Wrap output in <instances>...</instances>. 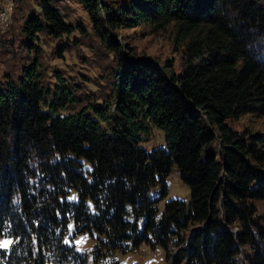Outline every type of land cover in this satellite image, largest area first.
<instances>
[{"label":"trees","instance_id":"16d2710c","mask_svg":"<svg viewBox=\"0 0 264 264\" xmlns=\"http://www.w3.org/2000/svg\"><path fill=\"white\" fill-rule=\"evenodd\" d=\"M33 1L21 25L29 45L88 34L57 0ZM76 1L99 45L113 49L112 113L67 111L77 97L45 89L37 62L0 82V239L14 242L0 264H88L71 242L83 234L95 241L92 264H119L117 253L144 244L173 264H242L244 249L246 264H264V135L227 124L264 115V0ZM139 26L172 30L178 70L126 52L111 32ZM152 128L166 144L148 153ZM173 167L191 199L160 215L150 192L167 196Z\"/></svg>","mask_w":264,"mask_h":264},{"label":"rangeland","instance_id":"374dc122","mask_svg":"<svg viewBox=\"0 0 264 264\" xmlns=\"http://www.w3.org/2000/svg\"><path fill=\"white\" fill-rule=\"evenodd\" d=\"M57 1V4L63 8L66 21L76 26L84 25L88 32L87 35L80 34L79 31L70 37L65 36L61 39L41 35L39 40L29 45L21 31V25L34 12V1L0 0V82L4 83L9 78L17 81L23 74H26L28 68L37 62L40 81L45 89L50 90L53 95V92L60 87L64 92L69 91L77 97L79 103L68 106L67 111L78 112L87 109L92 104L103 110L104 107H109V109L111 107L112 113L115 95L113 71L117 67L113 49L99 45L93 37V22L79 2L76 0ZM126 2V0H106L108 5L116 7ZM111 32L120 45H124L126 52L133 53L138 58L147 57L160 67L167 65L178 70L179 54L174 47L172 30L157 33L150 27L139 26ZM227 124L238 134L260 133L264 135V115L258 112L246 114L238 120H229ZM165 144L164 132L152 128L151 134L145 138L141 146L151 153L154 150L165 148ZM215 151L220 154L218 140L215 143ZM217 158L221 159L220 156ZM165 183L167 196L162 197L161 187L150 192L151 200H159L160 215L169 201L189 202L191 199L190 189L183 183L177 167H173ZM258 214L264 216V203H259ZM69 228L70 236H72L73 223ZM233 231L238 232L237 229ZM185 235L190 236V231ZM4 240H11L12 244L14 243L12 239L5 238ZM71 242L79 253L87 255L88 264H92V251L95 246L93 238L88 234H83ZM242 252L239 258L242 264H246L245 256L250 253V250L244 249ZM115 260L119 264H173L171 259H167L166 252L161 246L146 244L128 254L117 253Z\"/></svg>","mask_w":264,"mask_h":264},{"label":"snow or ice","instance_id":"6c2138e0","mask_svg":"<svg viewBox=\"0 0 264 264\" xmlns=\"http://www.w3.org/2000/svg\"><path fill=\"white\" fill-rule=\"evenodd\" d=\"M71 199L72 200H76L77 197L76 196H72ZM66 243H67V241H66ZM11 244H12L11 240L0 239V248H8Z\"/></svg>","mask_w":264,"mask_h":264}]
</instances>
